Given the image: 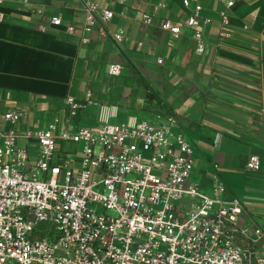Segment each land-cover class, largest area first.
I'll return each instance as SVG.
<instances>
[{
    "label": "crops",
    "instance_id": "obj_1",
    "mask_svg": "<svg viewBox=\"0 0 264 264\" xmlns=\"http://www.w3.org/2000/svg\"><path fill=\"white\" fill-rule=\"evenodd\" d=\"M87 2L113 12L107 28L121 31V42L100 37L97 25L80 41ZM195 4L201 53L183 24ZM0 9L7 16L0 22V129L12 109L20 113L17 131L63 119L67 96L89 102L76 126L96 124L94 104L113 107L115 123L174 115L194 150L189 182L208 196L237 198L264 230L263 179L245 171L248 156L264 151V0H189L187 8L182 0H4ZM55 16L58 27L49 24ZM164 21L181 26L180 36L162 31ZM69 25L73 36L65 33ZM109 63L121 64V75H107ZM27 151L34 163L37 143ZM256 244L264 251V239Z\"/></svg>",
    "mask_w": 264,
    "mask_h": 264
},
{
    "label": "built area",
    "instance_id": "obj_2",
    "mask_svg": "<svg viewBox=\"0 0 264 264\" xmlns=\"http://www.w3.org/2000/svg\"><path fill=\"white\" fill-rule=\"evenodd\" d=\"M182 5L187 8L189 0ZM83 7L82 43L96 25L100 37L122 41L121 31L107 28L112 11L92 2ZM200 11L195 4L183 23L194 30L199 53ZM6 19L0 9V22ZM221 19L224 35L228 19ZM49 24L58 27L61 18L51 17ZM160 29L181 34V26L169 21ZM65 33L73 36L75 27ZM106 73L121 75V64H107ZM63 102L65 117L56 115L40 129L12 128L20 121L17 109L2 115L7 127L0 129V264H264L256 244L264 230L240 201L208 196L189 182L194 150L174 115L157 123L132 116L115 123L113 107L94 104L96 124L76 126L89 102L71 96ZM30 141L37 143L34 163ZM64 142L83 143L79 160L63 152ZM245 171L261 175L264 190V151L248 156Z\"/></svg>",
    "mask_w": 264,
    "mask_h": 264
},
{
    "label": "rangeland",
    "instance_id": "obj_3",
    "mask_svg": "<svg viewBox=\"0 0 264 264\" xmlns=\"http://www.w3.org/2000/svg\"><path fill=\"white\" fill-rule=\"evenodd\" d=\"M59 143L56 145V151L59 149ZM82 148H83V143H71V142H64L61 144V149L63 152H69L75 154L77 160H79L82 156Z\"/></svg>",
    "mask_w": 264,
    "mask_h": 264
}]
</instances>
